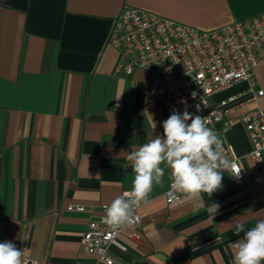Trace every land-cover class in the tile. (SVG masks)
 <instances>
[{
    "label": "crops",
    "instance_id": "obj_1",
    "mask_svg": "<svg viewBox=\"0 0 264 264\" xmlns=\"http://www.w3.org/2000/svg\"><path fill=\"white\" fill-rule=\"evenodd\" d=\"M125 6L209 31L264 13V0H0V242L11 241L38 264H105L81 240L104 207L132 187L126 152L163 134L167 91L178 78L137 69L118 74L109 38ZM264 90V63L255 71ZM240 82L214 95L211 108L246 93ZM264 109V96L260 99ZM254 105L237 107L236 118ZM245 178L225 172L203 205L194 196L168 205L170 185H154L139 210L140 242L125 235L110 249L118 264H233L235 224L264 220V181L249 158L243 125L223 132ZM71 204L84 212L68 211ZM218 205V211L209 206Z\"/></svg>",
    "mask_w": 264,
    "mask_h": 264
},
{
    "label": "built area",
    "instance_id": "obj_2",
    "mask_svg": "<svg viewBox=\"0 0 264 264\" xmlns=\"http://www.w3.org/2000/svg\"><path fill=\"white\" fill-rule=\"evenodd\" d=\"M109 44L118 55V74L131 76L137 69L154 74L155 80L148 92L149 106L156 102L161 78H178L180 84L170 87L165 96L164 106L168 116L174 109L180 113L187 110L190 114L205 117L210 128L221 126L223 132L238 124L243 125L251 143L249 158L264 181V109L260 105L264 90L258 87L255 78L256 69L264 63V13L204 31L125 6L115 21ZM240 82L247 83L246 93L211 108L210 99L214 95ZM194 92L195 98L192 95ZM198 104L199 111L196 107ZM246 105L254 107L236 118L231 117L237 107ZM223 148L225 155L241 169L239 179L232 177L239 183L245 178L240 158L232 145L223 143ZM170 191L169 185L165 193L168 205L192 197L182 192L170 195ZM149 201L148 195L147 203ZM147 203H142L135 210L139 222L123 228L115 237L108 236L109 230L101 219L92 220L81 240L84 252L95 256L99 262L107 264L110 259L112 264H118L112 258L110 249L118 244L120 235L140 242L141 235L136 230L141 223L139 210ZM85 209L76 204L68 207V211L75 212H84ZM5 228V222L0 220V239L4 236ZM113 239L115 243L111 242ZM23 260L24 264H32L33 261L27 256H23Z\"/></svg>",
    "mask_w": 264,
    "mask_h": 264
},
{
    "label": "clouds",
    "instance_id": "obj_3",
    "mask_svg": "<svg viewBox=\"0 0 264 264\" xmlns=\"http://www.w3.org/2000/svg\"><path fill=\"white\" fill-rule=\"evenodd\" d=\"M195 98L196 93H192ZM200 110L199 104L196 106ZM163 134L152 136L146 143L126 152L133 171L130 190L116 196L105 206L101 221L115 237L125 227L139 222L135 210L147 203L154 185L164 181L166 169L171 178L170 195L176 192L190 194L203 205L201 194L209 198L221 189L223 174L239 179L241 169L225 155L223 141L205 117L173 110L162 123ZM215 214L218 205L209 206ZM234 234L243 238L232 243L233 264H264V220L245 230L236 223ZM107 239V237H106ZM115 243L114 239L111 241ZM24 252L11 241L0 242V264H24ZM32 264H37L33 260ZM107 264H112L109 259Z\"/></svg>",
    "mask_w": 264,
    "mask_h": 264
}]
</instances>
